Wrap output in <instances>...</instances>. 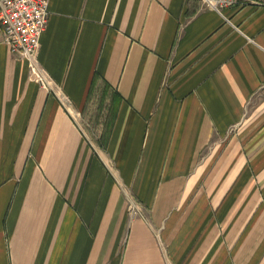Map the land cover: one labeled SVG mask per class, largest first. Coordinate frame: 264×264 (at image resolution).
Masks as SVG:
<instances>
[{"label": "crops", "instance_id": "crops-1", "mask_svg": "<svg viewBox=\"0 0 264 264\" xmlns=\"http://www.w3.org/2000/svg\"><path fill=\"white\" fill-rule=\"evenodd\" d=\"M47 1L71 107L0 27V264H264V0Z\"/></svg>", "mask_w": 264, "mask_h": 264}, {"label": "built area", "instance_id": "built-area-1", "mask_svg": "<svg viewBox=\"0 0 264 264\" xmlns=\"http://www.w3.org/2000/svg\"><path fill=\"white\" fill-rule=\"evenodd\" d=\"M244 0H200L203 9L221 12L240 4ZM47 0H0V27L3 42L12 53L29 63L32 78L42 87L53 91L62 105L69 110L70 99L58 90L50 76L38 63V53L42 34L45 32L49 18ZM129 211L135 216L138 208L131 203Z\"/></svg>", "mask_w": 264, "mask_h": 264}]
</instances>
